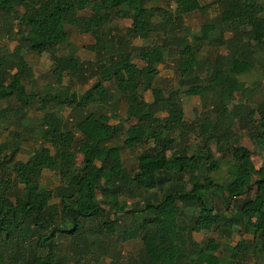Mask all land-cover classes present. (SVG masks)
Here are the masks:
<instances>
[{"label": "trees", "instance_id": "16d2710c", "mask_svg": "<svg viewBox=\"0 0 264 264\" xmlns=\"http://www.w3.org/2000/svg\"><path fill=\"white\" fill-rule=\"evenodd\" d=\"M256 137L264 0H0V264H264Z\"/></svg>", "mask_w": 264, "mask_h": 264}, {"label": "rangeland", "instance_id": "374dc122", "mask_svg": "<svg viewBox=\"0 0 264 264\" xmlns=\"http://www.w3.org/2000/svg\"><path fill=\"white\" fill-rule=\"evenodd\" d=\"M212 29L213 28L209 27V26L203 28L202 32H203L204 39L207 38L208 32ZM68 43H69V38L67 39V44ZM84 45H85V42H84V40H82V45L80 47H83ZM71 52H72V48H68V50L65 52L64 56H69ZM85 55H86V52L84 51V48H80L78 58L80 60H84ZM53 63H56L59 66V68L61 69V71L67 70V65L64 64L63 62H61L58 57L55 58L53 60V62H51L47 59V57L44 56V57H38V58L34 57L31 59V65L29 67V73L31 75L39 78L42 81V83L45 84V81L50 79V77L48 75V69H49V66ZM171 63L172 62H170V60H169L168 64L171 65ZM156 67H157V65H155V68ZM234 67H235V60L232 56H229V68H228V70L233 71ZM158 71L163 76H168V75H171V77L173 76L172 69H166L164 67H158ZM126 73H127L128 81H130V82L136 81V77L131 72V70L127 69ZM105 86L109 90L110 95L113 97V103L111 105V111L108 114L103 115L102 119L106 123H115V122L119 121V119H120V110H121L122 104H121L120 98L113 93L112 88L108 84H106ZM139 89H140V92L145 96V100L149 101L150 95L148 92V88L145 85H140ZM201 91H202L201 87H195L193 89L186 90V92L183 94L184 106H185L186 110L189 111L190 113L193 112L194 110L201 113V104H200V99H199ZM71 109H72V106H68L65 111L55 114L54 117L56 119V122L58 124H63L64 121L66 120V118L68 117ZM150 133H151L150 128H143L140 126H130L127 129L128 135H134V136L137 135L141 138L147 137ZM231 137H232V139H235L234 136H231ZM254 139H255V145H253L248 140L246 141V139H244V138H242L240 142L243 145H247V146H250V147L256 148V149H260L259 147H262V150H264V139H262L260 137H256ZM229 140H231L230 137H229ZM263 153H264V151L262 152V154ZM262 154L259 158L255 159V165L256 166H259V167L264 166V156ZM122 157L124 159L123 164L125 165V167L129 171H132L133 169L136 168V159L134 157H130L129 155H127V153H123ZM68 168L69 167H67V166H63L62 171H67ZM208 233H209V230H207V232H204L205 235ZM219 240H221L222 242H225V243L229 242L224 238H219Z\"/></svg>", "mask_w": 264, "mask_h": 264}]
</instances>
